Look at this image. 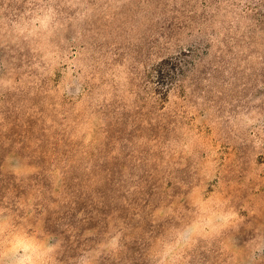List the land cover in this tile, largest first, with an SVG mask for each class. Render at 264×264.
Wrapping results in <instances>:
<instances>
[{
	"label": "rangeland",
	"instance_id": "rangeland-1",
	"mask_svg": "<svg viewBox=\"0 0 264 264\" xmlns=\"http://www.w3.org/2000/svg\"><path fill=\"white\" fill-rule=\"evenodd\" d=\"M41 7L58 27L21 34ZM216 200L235 218L193 235ZM4 219L58 264L181 234L180 264H264V0H0Z\"/></svg>",
	"mask_w": 264,
	"mask_h": 264
},
{
	"label": "clouds",
	"instance_id": "clouds-1",
	"mask_svg": "<svg viewBox=\"0 0 264 264\" xmlns=\"http://www.w3.org/2000/svg\"><path fill=\"white\" fill-rule=\"evenodd\" d=\"M55 16L53 8L41 7L30 21L17 27L21 34L27 33V36H32L43 32L47 38L58 27ZM215 203L220 206L219 209H212L207 215L200 217L192 226L193 235L210 238L235 218L236 213L232 209L224 210L219 200ZM182 237L183 234L174 243L158 242L159 247L152 248L150 253L154 264H180L181 249L192 242L191 239L184 241ZM51 239L47 235L41 238L39 229L29 233L22 228H13L7 219L0 220V264H58L56 252L59 248V241L53 243ZM117 242L118 235L107 244H101L100 248L115 249ZM98 254L99 252H96L93 255ZM80 264H94V262L82 259Z\"/></svg>",
	"mask_w": 264,
	"mask_h": 264
}]
</instances>
